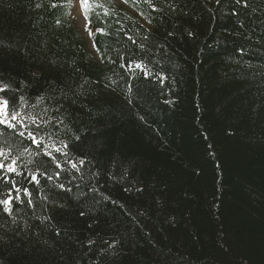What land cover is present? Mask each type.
I'll list each match as a JSON object with an SVG mask.
<instances>
[{"label": "trees", "instance_id": "obj_1", "mask_svg": "<svg viewBox=\"0 0 264 264\" xmlns=\"http://www.w3.org/2000/svg\"><path fill=\"white\" fill-rule=\"evenodd\" d=\"M120 1L81 0L89 40L73 0H0V96L42 141L0 125V264H264V0Z\"/></svg>", "mask_w": 264, "mask_h": 264}, {"label": "snow or ice", "instance_id": "obj_2", "mask_svg": "<svg viewBox=\"0 0 264 264\" xmlns=\"http://www.w3.org/2000/svg\"><path fill=\"white\" fill-rule=\"evenodd\" d=\"M83 2L86 3V0H83ZM242 0H236L237 4H240ZM217 3H219V0H217ZM244 7H247V0H243ZM237 13L233 12V15H236ZM241 52H243V49H241ZM131 67V66H129ZM136 68H141L140 64L135 65ZM161 81L165 79L164 77H160ZM9 91V88L5 84H0V93H6ZM23 100V98H20ZM131 103V101H129ZM166 103H172V101H166ZM55 111L59 112V108H56ZM28 119L31 121V123L36 124V128H40V124H37L35 117H28ZM44 123V122H42ZM46 123H51L50 121H47ZM59 123H62V120L59 121ZM0 125L4 126V129H11L12 134L19 136V137H25L27 140L31 141L32 144L36 145V147L39 149L41 146V139H37V135L33 130H29V124L25 122V118L21 116L20 111L17 110L15 101L12 102L11 106L9 103V98L6 96H0ZM27 133V135H26ZM0 136H4V130L0 129ZM75 139L79 140V137H75ZM62 143V148H57L56 152L61 153L65 157H67L68 153L66 151H63L64 149L68 148V145L66 143ZM0 144L7 146L8 141L7 139L0 141ZM29 149L27 147L24 148V151L27 152ZM45 155L48 156L53 163H55L57 169H61L63 165L57 160L55 156L52 155L51 152H45ZM18 158L14 157L9 159V153H6L2 147H0V207L3 208L5 212L8 214H11L12 207L14 204V201L23 202L21 200V190L23 185V179H26L25 174L20 171L19 165H18ZM71 163V167L73 169H76L79 171V168L77 167V162L68 161ZM31 163V161H29ZM80 165H83L85 161L83 159H80L78 161ZM45 175L43 172H39L37 169L36 172H30L28 176L30 177L29 183L39 184L38 176ZM60 172H55V176L59 177ZM21 178V179H18ZM48 180L52 179V176H47ZM60 189L64 190V185H59ZM67 191H71V189H67ZM137 191H143V189H137ZM15 193V195H13ZM23 194L24 196L28 197L27 202L31 205L32 204V193L29 191L28 188H23ZM47 199V197H45ZM54 207H60L65 208L66 206L63 204H57L56 202H52ZM80 216H84L85 212L81 210L79 212ZM45 220H51V216H45ZM53 227H55L53 225ZM91 227V225H89ZM67 232V230H65ZM61 229L55 228V235L57 237L60 236ZM2 239V237H0ZM89 245L95 243L94 240L88 241ZM109 247H112V245H109ZM107 251V250H105Z\"/></svg>", "mask_w": 264, "mask_h": 264}, {"label": "rangeland", "instance_id": "obj_3", "mask_svg": "<svg viewBox=\"0 0 264 264\" xmlns=\"http://www.w3.org/2000/svg\"><path fill=\"white\" fill-rule=\"evenodd\" d=\"M74 2V8H73V15L76 19V22L80 26L81 30L83 31V34L85 37L89 38L90 40V32L87 27V23L82 15V12L79 7V0H73Z\"/></svg>", "mask_w": 264, "mask_h": 264}, {"label": "bare ground", "instance_id": "obj_4", "mask_svg": "<svg viewBox=\"0 0 264 264\" xmlns=\"http://www.w3.org/2000/svg\"><path fill=\"white\" fill-rule=\"evenodd\" d=\"M96 37V36H95Z\"/></svg>", "mask_w": 264, "mask_h": 264}]
</instances>
